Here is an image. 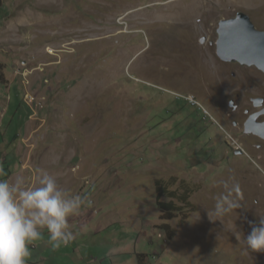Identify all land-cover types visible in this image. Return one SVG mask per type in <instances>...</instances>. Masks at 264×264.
Wrapping results in <instances>:
<instances>
[{
  "label": "rangeland",
  "instance_id": "rangeland-1",
  "mask_svg": "<svg viewBox=\"0 0 264 264\" xmlns=\"http://www.w3.org/2000/svg\"><path fill=\"white\" fill-rule=\"evenodd\" d=\"M0 2V167L7 157L25 185L46 171L85 199L73 241L54 249L44 230L27 264H264L243 242L264 217V150L245 141L258 168L223 163L228 134L201 109H219L207 68L218 23L242 12L264 31V0ZM229 177L242 206L210 220ZM158 182L177 198L158 199ZM157 202L181 210L162 220Z\"/></svg>",
  "mask_w": 264,
  "mask_h": 264
},
{
  "label": "clouds",
  "instance_id": "clouds-1",
  "mask_svg": "<svg viewBox=\"0 0 264 264\" xmlns=\"http://www.w3.org/2000/svg\"><path fill=\"white\" fill-rule=\"evenodd\" d=\"M5 176L0 167V264H27L29 246L42 238L44 230L54 249L69 245L74 239L70 218L80 215L85 199L62 190L46 171L36 187L25 186L20 179L10 182ZM229 181L222 182L224 192L207 211L210 220L220 221L242 206L239 183L234 177ZM249 224L251 232L243 239L246 251L264 252V217L258 225Z\"/></svg>",
  "mask_w": 264,
  "mask_h": 264
},
{
  "label": "flooded vegetation",
  "instance_id": "flooded-vegetation-1",
  "mask_svg": "<svg viewBox=\"0 0 264 264\" xmlns=\"http://www.w3.org/2000/svg\"><path fill=\"white\" fill-rule=\"evenodd\" d=\"M213 44V42L210 43V45ZM195 60L197 65L205 66L207 58L203 56ZM208 62L211 65L207 68L217 90L215 97H219L217 105L219 109L216 110L206 103L208 108L206 110L194 97H189L192 99V106L201 107L206 115H209V110L214 113L217 120L221 122L224 133L228 134L229 140L226 141V150H224L225 158L221 159L218 154V158L223 163L227 164L228 160H237L258 168L257 164L262 156L261 154L251 155V150L248 149L245 141H252V147L258 152L264 150V138L258 134L259 130L264 131V78H262L264 75L254 68H242L224 63L216 54L214 59ZM223 66L228 70L222 69ZM174 95L178 99L182 98L179 94ZM189 98L187 97L186 100L188 101ZM259 171L264 175L262 170ZM262 181L264 184V177ZM262 196L264 199V194Z\"/></svg>",
  "mask_w": 264,
  "mask_h": 264
},
{
  "label": "water",
  "instance_id": "water-1",
  "mask_svg": "<svg viewBox=\"0 0 264 264\" xmlns=\"http://www.w3.org/2000/svg\"><path fill=\"white\" fill-rule=\"evenodd\" d=\"M216 36L215 54L221 61L254 68L264 75V31H259L249 16L238 12L233 18L221 20ZM258 134L264 138V131L259 130Z\"/></svg>",
  "mask_w": 264,
  "mask_h": 264
},
{
  "label": "trees",
  "instance_id": "trees-1",
  "mask_svg": "<svg viewBox=\"0 0 264 264\" xmlns=\"http://www.w3.org/2000/svg\"><path fill=\"white\" fill-rule=\"evenodd\" d=\"M0 5H1V2H0ZM4 69H5V65L0 63V83L3 85L6 84ZM2 163L4 166L6 165V163H4V161H2ZM3 171H8V168H6ZM6 176H8L7 173H6ZM157 192H158V199H160L161 196H167L169 198H177L175 192H168L164 188H161V185L159 182L157 183ZM183 193L184 194L180 195V197L178 198V201L181 203H184L185 206L186 205L188 206L189 205V203H188L189 193L187 191H184ZM157 207L160 209V211L162 213V215H161L162 220L172 219L174 214L181 210V207L174 205L173 202H169V203L157 202ZM160 228L162 230L168 229L167 225H162ZM136 264H150V263H148L146 255L139 254V255H136Z\"/></svg>",
  "mask_w": 264,
  "mask_h": 264
},
{
  "label": "crops",
  "instance_id": "crops-1",
  "mask_svg": "<svg viewBox=\"0 0 264 264\" xmlns=\"http://www.w3.org/2000/svg\"><path fill=\"white\" fill-rule=\"evenodd\" d=\"M15 82V80H13V83ZM8 88H9V86H7ZM28 118V117H27ZM27 124V120H26V122H25V125ZM25 125H24V127H23V131H22V133L18 136H16V138H17V143H15V147H14V149L16 148V145L20 142V141H24L25 139H27V134H26V132H27V130L25 129ZM26 134V135H25ZM20 138H21V140H20ZM20 144V143H19ZM5 156V155H4ZM1 157H3V156H1ZM16 157V156H15ZM3 159V158H2ZM2 161H5L4 163H6V161H7V157H5V160H2ZM6 168H8V171H4L5 173H7V174H9V173H11L12 172V170H14V167H11V165H10V163H6V165L3 167V170H5ZM17 169H19L20 168V166H17L16 167ZM21 172H22V169L21 170H18L15 174H12V175H10V176H6L5 177V179H8L10 182H15V176H19L20 174H21ZM24 185H25V183H24ZM25 186H28V187H36V186H39V182H36V183H33V184H31V185H28L27 183H26V185Z\"/></svg>",
  "mask_w": 264,
  "mask_h": 264
},
{
  "label": "built area",
  "instance_id": "built-area-1",
  "mask_svg": "<svg viewBox=\"0 0 264 264\" xmlns=\"http://www.w3.org/2000/svg\"><path fill=\"white\" fill-rule=\"evenodd\" d=\"M188 100H189V101H190V103L192 104V99H191V98H189ZM30 101H32V99H30Z\"/></svg>",
  "mask_w": 264,
  "mask_h": 264
}]
</instances>
